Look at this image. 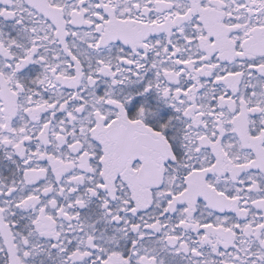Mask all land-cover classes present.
<instances>
[{"label": "snow or ice", "instance_id": "obj_1", "mask_svg": "<svg viewBox=\"0 0 264 264\" xmlns=\"http://www.w3.org/2000/svg\"><path fill=\"white\" fill-rule=\"evenodd\" d=\"M0 264H264V0H0Z\"/></svg>", "mask_w": 264, "mask_h": 264}]
</instances>
